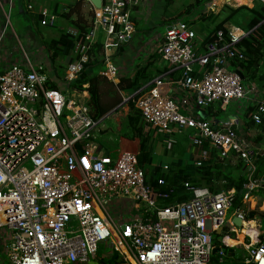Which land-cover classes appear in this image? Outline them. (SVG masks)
I'll use <instances>...</instances> for the list:
<instances>
[{"label": "built area", "instance_id": "1", "mask_svg": "<svg viewBox=\"0 0 264 264\" xmlns=\"http://www.w3.org/2000/svg\"><path fill=\"white\" fill-rule=\"evenodd\" d=\"M7 1L0 42L10 25L12 4ZM75 1L90 7L91 25L85 33L72 34L76 55L57 88L48 86L43 58L28 51L0 68V235L6 236L8 264H86L96 258L99 245L111 249L106 256H116L113 264H209L216 248L212 234L227 228L237 238L250 221L258 229L256 217L246 220L245 213L264 207L263 200L258 201L264 170L257 172L264 145L254 141L253 132L246 133L245 121L237 115L216 120L198 113L215 103L224 110L231 101L246 100L253 108L250 120L263 122L264 91L240 76L239 65L246 60L240 43L250 31L225 25L226 31L218 30L202 45L204 37L193 24L170 20L152 50L165 69L118 106L131 100L149 131L185 133L195 148L197 166L212 157L211 152L242 163L246 180L241 208L231 210L232 189L212 193L206 187H191L190 199L162 206L160 200L168 193L145 184L138 152L122 149L113 158L102 148L97 151L94 131L118 108L94 118L77 97L81 92L70 89L97 40L102 43L100 74L118 81L115 55L132 39V13H139L147 0H100L99 7L90 0ZM26 7L33 10L32 3ZM38 15L42 25L54 24L50 9H39ZM69 90L66 97L64 91ZM172 144L168 139L166 148ZM162 168L165 171L167 164ZM236 216L239 229L233 224ZM226 238L222 244L230 247ZM242 239V263L264 264V232L244 233ZM218 253L223 255L221 248Z\"/></svg>", "mask_w": 264, "mask_h": 264}, {"label": "trees", "instance_id": "2", "mask_svg": "<svg viewBox=\"0 0 264 264\" xmlns=\"http://www.w3.org/2000/svg\"><path fill=\"white\" fill-rule=\"evenodd\" d=\"M57 1V0H56ZM210 0H195L193 5L190 6L186 12L191 13V10L197 6L204 5L205 2ZM33 3L31 0L27 3V0H18L19 13L23 19L30 23L36 22L39 17H33L34 12L27 9V4ZM53 10L58 14L59 7L66 9V12L61 13L62 17L69 19L73 16L76 17L74 22L75 29H77L78 35L85 33L90 28V21L87 23L82 15V2H70V3H54ZM238 10H245L248 13V18L243 22V25H238L244 28L246 31H250L248 36L241 41L240 45L246 55V60L240 63V68L244 80L247 82L253 81L256 85L264 91V2L256 1L255 5L249 7L247 5H240L236 8H229L228 13L223 19L217 22L211 29L208 30L204 36L202 45L212 41L215 38V34L218 30H224L226 23H231L233 17ZM91 12V11H90ZM92 14V13H91ZM203 17V16H202ZM37 18V19H36ZM179 18V17H176ZM210 18L214 20L216 16L211 13ZM34 20V21H33ZM213 20V21H214ZM170 21V20H169ZM168 21V22H169ZM191 22L190 20L188 21ZM32 28V27H31ZM203 30V29H201ZM44 51L48 55L49 65H55V60L58 57L68 58V62L71 61L69 56L75 49V41L72 35L62 33L56 39H51L47 42H43ZM122 46L119 47L118 51L122 50ZM102 43L97 40L88 50V61L84 65L82 71L78 74L77 78L70 83V89L82 92L84 85L88 84V93L90 101L88 105L91 109V115L94 118H99L106 111L103 107L100 99L99 84L100 78H105L100 74V70L103 68L102 65ZM154 60L160 58L157 54L153 55ZM154 60L148 63H144L132 74L130 77L122 78L119 82V87L129 93L135 92L145 83L149 82L153 78V63ZM66 66V65H65ZM65 68V67H64ZM63 68V69H64ZM163 69H157L156 73H161ZM52 70V69H51ZM155 73V74H156ZM48 86L50 88H57V81L59 77L49 76ZM128 113L126 120L122 124L120 129V135L127 139L138 140V165L144 173L145 184L150 186L154 191L167 192L168 198L160 200L162 206H168L177 202H181L192 197L191 187H206L212 193L220 191H227L232 189L234 191L232 200V209L241 208L242 196L244 190L242 184L246 180V176L242 170V163L238 159L233 161L229 159H220L214 156L211 152L209 159L203 161L200 165H195L192 162H183L179 157L176 161L167 164V169L164 171L162 163L154 160L156 144L158 142L164 144L169 135L162 133H155L154 130L144 131L145 125L140 121V117L131 100L127 103ZM212 107V106H211ZM208 107L204 110L207 117H216V113ZM253 110L251 107H246L244 113L245 126L244 130L247 134H250L251 130H254L252 138L255 142L262 143L264 145V119L260 125H255L250 120V113ZM164 151H169L164 146ZM233 162V163H232ZM264 170V157L259 158L257 161V172ZM164 181L163 184L159 183V180ZM185 183L188 186H185ZM264 202V188L259 192ZM259 216L260 221L264 222V208L262 211L249 210L245 213L247 220H251L254 217ZM228 229L224 228L219 234L215 232L212 235V241L216 248H221L223 255H232V248L226 247L222 244V238L224 236H230ZM232 238H226V241ZM233 241V240H232ZM228 244V243H227ZM229 245V244H228ZM219 253H213L209 264L214 258L217 262L223 257ZM225 258V257H224ZM225 260V259H224ZM116 261V256L107 260V264H113ZM101 262L103 259L101 258Z\"/></svg>", "mask_w": 264, "mask_h": 264}, {"label": "rangeland", "instance_id": "3", "mask_svg": "<svg viewBox=\"0 0 264 264\" xmlns=\"http://www.w3.org/2000/svg\"><path fill=\"white\" fill-rule=\"evenodd\" d=\"M53 1L55 0L33 1L32 12L35 13L33 17H39V9L47 8L50 9L52 13H54L55 20L53 25L45 26L40 23V18H36L37 20L36 22H34L32 30H30L28 27V22L23 19L18 11V0H13V2L11 0V4H13L14 6L12 7L10 12V25L6 28V35L2 37V40L0 42V53L3 52V50L7 49L6 56L11 60L18 56V53L19 56H21L22 53H25L27 51L32 56L40 55V57L43 58V65H45L44 70L50 73L51 69H54L56 75L58 77H61L65 69L64 67L68 63V58L58 57L55 60V65H49V60L47 58L48 55L45 53V48L42 43L47 42L51 39H56L60 34L64 32L67 33V28L75 29L74 24L71 23L74 22L76 17L73 16L69 19L62 17L61 13L66 12V9L61 6L59 7L58 14H56L53 11V7L49 4L53 3ZM194 1L195 0H158L153 9L154 11L152 14V21L149 24H144L143 22L137 21L136 18L138 19L139 17H142V15L132 13L136 32L128 43H123L124 49L132 51V47L137 48L140 44H142L143 47L140 50V53L142 57L146 56L151 46H155L157 43H159L158 38L155 40V36L158 33L159 35H161L164 32L167 24L165 22L173 19H182L185 22H188L190 20V23L193 24V29L196 31L199 37L202 38L206 35L209 29H211L217 22L225 17L230 7L236 8L240 5H247L249 7H252L256 2H250L249 0H210L208 2H205L204 5L195 7L191 10L190 14H187L186 10L193 5ZM5 9L6 11L9 10L8 4L5 5ZM139 10H141V7L139 8ZM81 12L84 19L88 23L91 20V12L88 11V7H82ZM211 13L216 16L215 20L214 18H210ZM248 16L249 15L245 10H238L233 17V21L231 23H226L225 25H243V22H245ZM4 22L5 17L3 19V23ZM75 55L76 54L73 50L69 56V59H71V57L73 59ZM140 60L141 58L138 59V61ZM162 63L164 64V62ZM155 75L156 74L154 73L153 77ZM244 83H247V81L244 80ZM68 93H72V91H64L66 97L68 96ZM111 94V97H113L115 93ZM125 97L126 95H124V98ZM247 106L248 102L246 100H241L231 101L224 110H221L219 108L218 103L213 104L211 109H213V111L216 113V119L223 120L229 116L237 115L240 119L243 120L245 117L244 113ZM127 113L128 108L127 104L125 103L118 109H116L115 112L110 113L109 116L104 118V120L100 124V128L94 131V142L97 145H101V150L103 153H108L113 158L120 145V132H118V126L119 128L122 127V124L126 120ZM251 132L255 134L254 130H251ZM174 139L176 142L175 144H172L170 146L169 151H164V146L167 147V140H164V144L158 142L156 144L154 159L162 164H170L171 162L176 161V159L179 157L183 160L184 163L192 162L195 148L193 146H190L186 134H177L175 135ZM262 200V197L258 196L259 203ZM230 213L231 211L228 213V216L230 215ZM258 223L260 225V230L264 231V222L259 220ZM237 228L239 229V227ZM230 236L233 237L234 235L230 234ZM234 239H236V237ZM5 240L6 236L0 235V264H8L4 254L6 242ZM226 243H228L229 245H233V254H227V258L223 262H217L214 258H212L210 264H243L242 260L244 259L246 252L243 245H239V243L233 242L231 239H228ZM110 251V248H105L102 245H99V249L96 253V258L86 264H107L108 258L106 255L110 253ZM101 258L103 259L104 263L101 262Z\"/></svg>", "mask_w": 264, "mask_h": 264}, {"label": "crops", "instance_id": "4", "mask_svg": "<svg viewBox=\"0 0 264 264\" xmlns=\"http://www.w3.org/2000/svg\"><path fill=\"white\" fill-rule=\"evenodd\" d=\"M29 1L30 0H27V3ZM31 1L33 2L35 0H31ZM38 1H41V0H38ZM157 1L158 0H147L146 4H144L143 7L141 8L140 12L137 13V15H142V17H139L138 19L136 18V20L143 22L144 24H149L152 21V14L154 11L153 9H154ZM12 2H13V0H12ZM55 2L56 3H62L63 2L66 4V3L75 2V1L70 0L67 2L64 0H57V1L55 0L51 4H54ZM7 4H8L7 0H0V28L3 26L4 13L8 11V10L6 11V9H5V5H7ZM8 6H9V4H8ZM13 6L14 5L12 4V7ZM50 6H53V5H50ZM84 6H86V4L83 3V7ZM90 10H91L90 7H88V11H90ZM156 11H158V10H156ZM165 23L168 24V22H165ZM33 24H34V22L28 23V27L30 30H32L31 27H33ZM90 25H91V20H90ZM67 29H68L67 34H69V35L78 33L77 29H72V28H67ZM135 32H136V30H135ZM158 37H159V33L155 36V40ZM129 41H127L125 43H128ZM142 47H143V45L140 44L137 48L132 47V51H130V50L124 49V45H123L122 46L123 49L117 52V54L115 55V58H114V61H115L116 66L118 68V81L117 82H110L106 78H100L99 79V81H100V84H99L100 99L102 101L103 107L106 108V111L103 113V115H106L107 113L112 112L119 104H121L123 102L124 95H126V97H127L130 94L128 91L123 90L119 87L118 84H119L120 80L122 78L132 76V74L137 70L138 67H140L144 63H148V62H151L152 60H154L155 56H153L154 54L152 53L154 45L151 46L147 55L144 57H142L141 53H140L141 52L140 50L142 49ZM6 52H7V49L3 50V52L0 53V68H2L4 66H8L11 63L17 62L20 59L19 53H18V56H16L15 58H13L11 60L6 56ZM36 57L41 58L40 55H38ZM5 58H7V59H5ZM140 58H141V60L138 61V59H140ZM163 68H164V64L162 63L161 59L160 58L155 59L154 63H153V67H152L153 74L156 73L157 69L160 70ZM102 70H103V68L100 71H102ZM48 74H49V76H56V72H54V69H52L50 71V73H48ZM156 75H157V73H156ZM87 89H88V84H85L83 91L81 93H79L77 95V97L79 98L80 101L86 103V105L89 107L88 101H90V96H89ZM111 93H115L113 97H111V95H112ZM89 110L91 112L90 107H89ZM205 117L208 118L206 114H205L204 118ZM120 129L121 128H119V126H118V132H120ZM144 131H147L146 127H144ZM162 134L169 135V137L166 140L171 139V140H173V144H175L176 141H175L174 137L178 133L173 131V132L162 133ZM119 144L120 145H119L117 151L122 150V149H128V150L138 152V140L137 139H127V138L122 137L120 135ZM117 151H116V153H117ZM155 162H156V160H155ZM250 225L252 227V228L250 227V231L252 232V234H254L256 232H259V233L264 232V231L260 230L259 224H258V229H255V228L253 229V227H255L254 223H250ZM252 229L254 231H252ZM237 238H238V236H237ZM242 243H244L243 239L240 240L239 245ZM232 246L233 245H231L229 248H233ZM226 258H227V255H223V257L221 259H219V261L223 262L224 259H226Z\"/></svg>", "mask_w": 264, "mask_h": 264}, {"label": "water", "instance_id": "5", "mask_svg": "<svg viewBox=\"0 0 264 264\" xmlns=\"http://www.w3.org/2000/svg\"><path fill=\"white\" fill-rule=\"evenodd\" d=\"M91 3L95 6V7H99L100 6V0H90ZM241 78H243V75H241ZM200 117H203L205 116L204 112H198ZM229 118V117H227ZM227 118L223 119V120H227ZM101 148V145L99 144L98 147H97V151ZM248 171V168L246 169ZM256 219L259 220V216H256ZM233 224L237 227H240L241 226V220L239 217H234L233 218ZM216 234H219L220 233V229L219 230H216L215 231ZM219 251V248H214L212 253H217Z\"/></svg>", "mask_w": 264, "mask_h": 264}, {"label": "bare ground", "instance_id": "6", "mask_svg": "<svg viewBox=\"0 0 264 264\" xmlns=\"http://www.w3.org/2000/svg\"><path fill=\"white\" fill-rule=\"evenodd\" d=\"M250 223H254L255 224V222L254 221H250L249 223H244V227L242 228V234H244V233H248V234H251V235H253L252 234V232L250 231V227H251V225H250ZM252 228V227H251ZM253 229H254V227H253ZM252 229V231H254ZM241 233H239V235H238V238L237 239H233L232 238V240H233V242H236V243H240V240L242 239V234Z\"/></svg>", "mask_w": 264, "mask_h": 264}, {"label": "clouds", "instance_id": "7", "mask_svg": "<svg viewBox=\"0 0 264 264\" xmlns=\"http://www.w3.org/2000/svg\"><path fill=\"white\" fill-rule=\"evenodd\" d=\"M73 1H75V0H73ZM75 2H81V1H75ZM83 2V1H82ZM84 3V2H83ZM84 4H86V3H84ZM86 6H88L87 4H86ZM89 7V6H88ZM91 11V10H90ZM91 13H92V11H91ZM91 16H92V14H91ZM74 41H75V39H74ZM155 54V53H154ZM66 67V66H65ZM120 105V104H119ZM118 105V106H119ZM118 106L116 107V108H118ZM127 108H128V106H127ZM115 112V111H114ZM204 112V111H203ZM205 113V112H204ZM206 114V113H205ZM216 120H219V119H216ZM264 208V207H263ZM262 211V210H261ZM246 219V218H245ZM247 220V219H246ZM259 220H260V217H259ZM258 220V221H259ZM237 227V226H236ZM239 228H241V226L239 227ZM227 229V228H226ZM219 230V229H218ZM223 231V229H220V233ZM213 235V234H212ZM228 237H230V238H233L234 239V237H231V236H228ZM218 253V252H217Z\"/></svg>", "mask_w": 264, "mask_h": 264}]
</instances>
